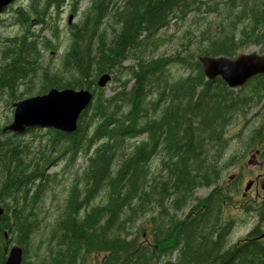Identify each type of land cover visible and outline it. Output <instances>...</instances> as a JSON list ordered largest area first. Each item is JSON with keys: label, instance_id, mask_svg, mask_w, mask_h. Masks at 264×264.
I'll return each instance as SVG.
<instances>
[{"label": "trees", "instance_id": "16d2710c", "mask_svg": "<svg viewBox=\"0 0 264 264\" xmlns=\"http://www.w3.org/2000/svg\"><path fill=\"white\" fill-rule=\"evenodd\" d=\"M67 1L35 0L31 13L18 11L17 20L23 27L31 26L35 9L38 24H45L50 11L61 10ZM110 5L109 0H96L84 25L72 32L60 74L44 70L38 93L52 89L94 93L75 133L48 130L54 152L90 155L81 177L84 189L78 184L71 188L53 231L55 245L69 259L59 263L264 264L259 230L234 246L226 247L221 245L223 238H214L217 232L226 233L219 221L222 209L231 203L217 167L226 149L225 135L232 124L264 101V75L232 90L221 78L209 80L199 62L200 57L234 59L251 46L264 53V0H126L113 15L120 30L111 41L99 31L111 12ZM211 14L217 18L216 25L220 19L222 24L215 28L212 22L206 26L196 21L202 28L198 29L202 40L196 51L186 57H156L165 43L161 33L172 22ZM32 36L25 33L8 41L4 53L8 60L0 66L1 95L8 91L16 98L18 85L41 69L39 43ZM129 59L136 61L127 68L133 86L123 93L121 104L114 97L98 101L103 94L97 87L99 78L105 74L117 78ZM174 65L188 70L189 75L172 82L170 68ZM122 104L128 106L126 112L119 110ZM36 131L29 129L26 134ZM140 137L146 138L130 146L129 141ZM263 140L264 123L254 130L252 141L255 145ZM158 154L162 155L161 177L150 172ZM28 157L26 148L14 139L0 140V202L4 209L0 264L6 261L9 245H20L25 255L39 228L35 210L41 188L49 179L45 169L56 160L48 157L41 166ZM201 188L214 190L205 199H194ZM95 199L96 205L90 208ZM190 200L197 201L193 209L197 213L186 220L170 219L156 226L152 219L153 242L140 239L145 233L134 235V226L155 207L163 209L168 201L180 211ZM162 252H177L178 258L160 261ZM91 254H96V262H88Z\"/></svg>", "mask_w": 264, "mask_h": 264}, {"label": "rangeland", "instance_id": "374dc122", "mask_svg": "<svg viewBox=\"0 0 264 264\" xmlns=\"http://www.w3.org/2000/svg\"><path fill=\"white\" fill-rule=\"evenodd\" d=\"M111 12L108 18L100 25L99 31L104 32L109 41L115 37V32L120 30V27L113 20V15L124 7L126 0H109ZM35 0H17L15 4L9 7L5 13L0 17V66L4 65L8 57L4 54L7 50L8 41L14 38L22 37L25 33L32 34V40H37L41 52L40 66L41 69L33 74V76L20 83L16 88V95L20 96L22 100L39 95L42 86L43 72L46 70L48 74H60L61 66L63 65L66 53L72 43V32L76 27L81 26L92 10V5L96 0H68L66 5L58 11H50L47 16L45 24H38L35 18L36 11L32 12L31 26H22L18 19V11L31 13L32 6ZM41 9L42 6L39 5ZM70 17L72 22L69 23ZM223 20V17H221ZM203 19V20H202ZM198 23L207 26L209 22L217 27L221 25V19L217 23L215 15L192 16L188 20L172 22L170 27L163 31L165 43L157 53V58L171 57L174 55H181L182 57L189 56L191 52L196 51L197 44L201 37V30L197 26ZM30 22V21H29ZM84 25V24H83ZM215 27V28H216ZM199 29V30H198ZM260 53V47L251 46L240 54ZM136 61L133 59L126 60L121 66V73L103 90V94L99 95V100H106L112 97L120 100L124 98V92H128L133 86V79L130 80V71L127 68L135 66ZM170 76L172 82L179 81L189 75V71L180 66H171ZM66 75L65 77H67ZM0 93V140L14 139L25 147L30 159L36 160L38 164L47 160L49 157L55 159L53 164L45 169V174L49 175L46 184L43 185L42 191L39 195L38 207L36 208V219L38 222V229L33 234L30 244L27 246V251L24 255V264H60L59 262L68 261L66 254L57 248L53 241V231L56 223L63 215L65 204L69 198L71 188L78 184L81 189H84L81 177L88 165L89 154L81 152L74 157L63 152H54L52 148V141L50 139L49 129H37L35 133H23L15 137L14 133H3V130L11 125L14 117L13 103L18 102L19 99L10 96L9 92ZM47 94V93H46ZM43 94V95H46ZM123 94V95H122ZM127 94V93H126ZM120 95V96H117ZM98 97V95H97ZM97 104V103H96ZM121 112H126L128 106L122 104L119 108ZM92 111V110H91ZM264 101L256 107L247 112V114L239 118L234 124L230 126L225 135L226 149L219 158L217 167L220 170L221 185L226 188V192L230 191L231 203L225 206L222 211L221 228L226 227L225 244L227 246H234L249 239V234L255 229L264 231V140L261 144H253L254 130L258 129L264 123ZM146 137L132 139L129 141L130 146L137 142L144 141ZM96 145V148L101 145ZM260 151L257 158V164L253 166L248 165L250 157L256 151ZM93 152H90L92 154ZM62 154V156H60ZM28 157V158H29ZM222 158V159H221ZM162 155L158 154L152 165L150 172L156 173V176H163L164 172L160 165ZM258 179V184L253 185L252 188L245 192L247 184ZM81 183V184H80ZM213 188H201L193 196L194 199H205L212 192ZM80 192V190H79ZM99 202V199H97ZM196 200L188 201L185 206L179 210H175L168 201L164 203V208L155 207L153 213L146 215L141 222L134 226L133 233H145L144 238L140 239L144 242H153L152 236V219L155 218V225L160 222H167L170 219L177 221L186 220V216L196 214L194 212V205ZM3 207V204L0 202ZM96 205V199L90 205V208ZM162 212V214H161ZM193 212V213H192ZM190 214V216H191ZM225 221H222V220ZM154 246V245H153ZM9 248L12 245L8 246ZM64 255L66 257H64ZM101 258V257H100ZM178 258L177 252L161 253L159 260L163 262L167 260H176ZM96 262V254L89 255V261Z\"/></svg>", "mask_w": 264, "mask_h": 264}, {"label": "water", "instance_id": "95a60500", "mask_svg": "<svg viewBox=\"0 0 264 264\" xmlns=\"http://www.w3.org/2000/svg\"><path fill=\"white\" fill-rule=\"evenodd\" d=\"M17 0H0V15ZM72 22L70 17L69 23ZM199 62L203 66L209 80L221 78L229 88L238 89L245 86L253 78L264 75V54H241L235 59L227 57H201ZM112 81V76L105 74L97 82L100 89ZM94 94L89 90L52 89L46 95L34 96L14 104V119L3 133L21 134L32 128L54 129L56 131L73 134L77 130L82 114L90 107ZM254 157L249 162L252 164ZM250 182L245 188L248 192L252 188ZM4 209L0 206V217ZM264 239V234L260 237ZM23 249L19 245L11 248L5 264H22Z\"/></svg>", "mask_w": 264, "mask_h": 264}, {"label": "flooded vegetation", "instance_id": "af4514ba", "mask_svg": "<svg viewBox=\"0 0 264 264\" xmlns=\"http://www.w3.org/2000/svg\"><path fill=\"white\" fill-rule=\"evenodd\" d=\"M15 103H13V105H14ZM259 154H260V151L258 150V151H256L255 152V154H253L251 157H250V159H249V161L247 162L248 164H249V162L252 160V158L254 157V160H253V162H252V164H249L250 166H253V165H256L258 162H257V158H258V156H259ZM253 183V185H257L258 184V179L257 180H255L254 182H252ZM190 214L191 213H189L187 216H186V218H189L190 217ZM222 221H225L224 219L222 220ZM221 222V221H220ZM222 228H224V227H222ZM257 230H259V232L260 233H263L260 229H257ZM225 236V235H224ZM224 236H221V233L220 232H217V233H215V235H214V238H215V240L216 239H219L220 237L221 238H223V242H222V244L221 245H224L225 244V240H226V238L224 237ZM257 238V237H256ZM258 239V238H257ZM260 242H264V240H260V238L258 239Z\"/></svg>", "mask_w": 264, "mask_h": 264}, {"label": "bare ground", "instance_id": "6f19581e", "mask_svg": "<svg viewBox=\"0 0 264 264\" xmlns=\"http://www.w3.org/2000/svg\"><path fill=\"white\" fill-rule=\"evenodd\" d=\"M26 224V223H25ZM30 229V228H29ZM216 232V231H215ZM2 248V247H1Z\"/></svg>", "mask_w": 264, "mask_h": 264}]
</instances>
